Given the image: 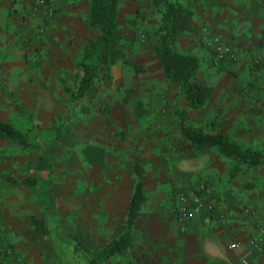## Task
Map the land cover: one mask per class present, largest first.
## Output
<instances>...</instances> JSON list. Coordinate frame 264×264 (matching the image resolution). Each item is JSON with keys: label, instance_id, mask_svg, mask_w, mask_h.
Returning a JSON list of instances; mask_svg holds the SVG:
<instances>
[{"label": "crops", "instance_id": "1", "mask_svg": "<svg viewBox=\"0 0 264 264\" xmlns=\"http://www.w3.org/2000/svg\"><path fill=\"white\" fill-rule=\"evenodd\" d=\"M38 1L0 0V122L26 135L22 143L0 133V199L38 190L72 199L75 206L63 209V225L91 250L128 230L125 250L96 264H264V251L255 246L264 243V182L246 187L242 173L230 176V161L216 150L195 149L170 111L179 105L176 94L138 98L146 107L138 116L118 96L94 90L96 83L71 100L66 87L74 81L55 79L54 69L66 60L73 63L80 53L74 46L79 35L87 37L83 12L79 0H57L59 11L48 21ZM178 1L192 11L193 37L202 33L219 49L231 38L238 40L231 48L241 58L234 65L241 73L250 55H264V0ZM193 54L201 68L210 65L206 49ZM147 69L140 87L172 89L159 64L152 74L157 79ZM255 82L249 93L255 96L244 102L232 86L217 81L204 116L209 123L215 120L217 131L227 136L236 130L261 140L264 109L255 108L264 106V80L258 76ZM61 103L67 108L60 109ZM59 132L63 136L56 138ZM74 159L78 174L73 178L69 161ZM54 161L67 167L63 180L52 177ZM139 181L145 199L128 228V205ZM56 183L62 185L58 190ZM178 191L197 206L188 220L177 215ZM244 205L256 214L247 215ZM78 257L86 264L82 253Z\"/></svg>", "mask_w": 264, "mask_h": 264}, {"label": "rangeland", "instance_id": "2", "mask_svg": "<svg viewBox=\"0 0 264 264\" xmlns=\"http://www.w3.org/2000/svg\"><path fill=\"white\" fill-rule=\"evenodd\" d=\"M89 1L79 0V6L77 7L78 10L83 12L82 18H84L86 26ZM58 4V1L55 0L51 12L44 11V15L48 16V21L50 17L56 18L59 11ZM119 16L121 18V32L126 37L130 38L131 35L135 37L133 43L128 44L129 47L126 49V53L135 62L142 64L143 71L135 72L132 68L126 66L123 61H118L117 65L112 68L114 71L111 73L110 78L108 80L104 79L103 74H101L96 80L97 87L95 86L93 89L98 88L99 91H105V94L118 96L119 103H123L129 111H136V115L146 109L145 104L139 101L138 98L151 96L156 99L161 98V95L166 97L167 95L176 94L178 95L176 98L179 105L170 109L172 114L176 116V126H178L179 112L185 109V123L188 126L211 128L212 126L207 121V117H204L209 108L206 105L196 109L187 108L182 93L172 83L168 86H173L170 91H163L161 89L164 86H158L152 88L149 92L148 88L139 86L141 84L140 79L148 78L147 68L149 67V73L152 76V74H155L157 64L160 65L155 54V46L158 44L159 14L154 10L151 0H122L119 6ZM45 27V22H42L40 27L42 33L45 31ZM191 28L178 37L174 48L177 51L192 54L199 49H206L212 55L209 66L199 67L197 72L199 81L210 85L212 91L215 89L217 81H223L225 84L232 86L234 95L240 96L244 102L248 100V97H254L255 94L251 95L249 93L257 88L255 77L259 76L264 80V55H250L248 66L241 73L238 68L235 69L234 67L241 61V58L231 48V45L239 46L236 38L227 40L224 47L219 49L214 47L216 46L213 45L214 41H211L212 43L206 41L202 33L198 37H193L189 32L192 30ZM87 29L86 35L88 36L91 31L88 26ZM206 32L204 31V33ZM86 38L83 39L79 35V39L76 41L77 46H74V50L80 52L78 56H75L76 59L82 55V46ZM76 59H73V63L70 60L68 63L66 60L64 64L58 66L55 64L54 78L73 81L79 71L75 66ZM154 78L157 79V76ZM258 89L261 88L258 87ZM64 107L67 108L65 104H59L60 109ZM255 109L263 111L264 106L262 104ZM62 134L59 132L56 138H61ZM227 136L238 142L242 147L259 149L264 152V136L261 140L254 141L251 136L247 138L236 130H229ZM210 149L215 150L214 148L197 150L210 151ZM228 160L230 161L229 174H231L234 162ZM69 162L73 167L72 170L75 171L73 178L74 176L77 177V159ZM66 169L67 167L58 164L57 161L52 162V177L63 180ZM240 173L247 180L246 187L263 183L264 160L262 165L257 168H247L245 165H241L240 170L234 176ZM74 183V186H76V182ZM58 184L55 185L56 190L62 186ZM203 186L206 187L205 184ZM10 191L17 193L16 190ZM60 196L59 193L54 191L50 194L44 190H38L37 195H34L33 192L21 191L17 199L4 197L0 199V264H83L81 258L78 257V253L73 252L75 239H77L76 233L72 234L62 222L64 219L63 209H66L71 203L75 206V203L72 199L66 200ZM242 209L249 216L256 214V210L248 205H244ZM246 209L249 211H245ZM32 216H36L39 221L37 224H33ZM43 216L46 221H43L44 219L40 221ZM42 224L47 228L44 232L40 231V225ZM259 246L263 249L264 243Z\"/></svg>", "mask_w": 264, "mask_h": 264}, {"label": "trees", "instance_id": "3", "mask_svg": "<svg viewBox=\"0 0 264 264\" xmlns=\"http://www.w3.org/2000/svg\"><path fill=\"white\" fill-rule=\"evenodd\" d=\"M120 3L121 0L89 1L86 22L91 34L86 38L82 55L75 61V66L79 71L73 80L74 85L66 87L71 100L84 95L95 85L101 74H103L104 79L108 80L111 76V67L118 61H123L135 72L143 71L142 64L135 62L126 53L128 44H132L135 37L133 35L130 38L126 37L121 32ZM151 4L159 14L158 44L155 46V54L162 72L167 81L180 90L187 108H200L211 98L212 87L197 78L200 67L199 58L195 54L180 52L174 48L178 37L191 28L192 11L178 0H151ZM184 115L185 109L179 112L178 126L182 136L195 149L214 148L218 154L232 160L234 162L230 174L232 177L240 170L241 165H245L247 168H257L262 165L264 152L259 149L242 147L224 133L217 131L215 120L210 122L211 128L192 127L185 123ZM0 133L25 143L26 135L8 123L0 122ZM90 151L100 153L93 149ZM136 171L140 176L141 172L137 168ZM33 182L34 179L31 178L23 179L25 184H33ZM144 199L142 182L139 181L135 185V191L128 205V228L136 217ZM31 220L33 224L39 222L33 216ZM42 220L46 221V218L43 216L40 221ZM46 230V226L40 225L41 232ZM128 235L129 232L126 230L96 250L85 248L75 239L73 252L82 253L86 264H96L99 260L116 252L124 251L127 247Z\"/></svg>", "mask_w": 264, "mask_h": 264}, {"label": "built area", "instance_id": "4", "mask_svg": "<svg viewBox=\"0 0 264 264\" xmlns=\"http://www.w3.org/2000/svg\"><path fill=\"white\" fill-rule=\"evenodd\" d=\"M55 3V0H39L38 4L45 6V10L46 12H51L52 10V5ZM203 33L204 31H206V28L202 29ZM175 207H176V212L178 217L181 220H188L191 218L193 212L196 210L197 206L193 205V202L190 201V196L188 195V193H186L185 191H178L176 193V198H175ZM245 211H249L248 209H246ZM234 246H238V244L235 242L233 244ZM259 250H263L261 246H259V244L255 245Z\"/></svg>", "mask_w": 264, "mask_h": 264}]
</instances>
